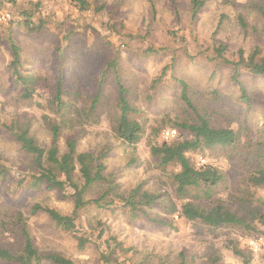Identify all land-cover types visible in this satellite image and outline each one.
I'll return each mask as SVG.
<instances>
[{"label":"rangeland","instance_id":"374dc122","mask_svg":"<svg viewBox=\"0 0 264 264\" xmlns=\"http://www.w3.org/2000/svg\"><path fill=\"white\" fill-rule=\"evenodd\" d=\"M85 1L86 8L80 0H0L1 11L11 13L9 20L0 18V247L15 249L19 235L15 220L22 212L29 217L41 250L64 253L78 264H110L101 259L103 244L100 246L108 235L95 239L101 229L81 250L76 239L56 228L47 213L30 215V208L38 202L71 213L74 204L62 190L19 184L23 176L30 175L31 162L8 126L12 121L29 120L39 142L47 146L52 143L43 118L53 113L56 69L65 54L83 104L94 95L108 62L115 59L123 80L135 84L137 98L132 102L138 111L132 116L143 127L139 141L129 144L114 131L115 117L111 116L116 112L118 88L109 73L101 121L80 134L78 149L110 145L108 170L118 174L124 188L142 182L145 188L160 194V203L152 212L171 222L160 226L148 219L133 221L125 211L90 208L89 218L105 221L128 249H114L118 260L124 264H179L184 253L187 264H243L232 249L238 245L252 251V264H264V232L258 223L255 226L259 231L234 226L213 228L170 213L172 204L180 207L181 202L173 179L178 167L160 166L151 152L155 144L192 137L174 126L175 121L186 117L185 105L178 98L182 87L177 79L183 78L190 84L202 113L208 112L214 124L234 127L242 134L237 145L190 152L197 166L213 163L226 173L227 179L216 188L218 192L205 203L218 198L231 200L234 194H240L254 168H264V75L242 70L241 80L250 96L249 102H243L240 86L232 78L233 65L215 52L225 43V56L230 60L239 59L240 49L245 58L254 50L257 58L264 56V18L254 9L255 0H205L195 16L193 0ZM240 16L248 24L245 29ZM12 40L21 48L22 73L35 79L29 99L23 95V83L12 73ZM167 131L171 132L169 136ZM76 134V130L63 131L59 139L62 150L67 138ZM255 194L264 200L263 188ZM79 218L86 221L84 213ZM0 264L9 263L0 258Z\"/></svg>","mask_w":264,"mask_h":264},{"label":"trees","instance_id":"16d2710c","mask_svg":"<svg viewBox=\"0 0 264 264\" xmlns=\"http://www.w3.org/2000/svg\"><path fill=\"white\" fill-rule=\"evenodd\" d=\"M80 1L82 8H86L87 1ZM204 1L193 0L194 16L204 5ZM253 6L264 18V0H255ZM239 21L244 29L248 27L242 16ZM27 25L32 29L31 23ZM10 44L13 52L12 73L23 83L25 87L23 95L29 99L34 93L35 79L25 72L22 73L21 68L24 65L21 48L13 40ZM227 49L228 46L221 43L215 48L216 56L222 58L225 63L233 65L232 78L240 86L241 100L247 103L250 101V96L241 80V72L247 70L254 75H264V56L257 58V51L254 50L245 58L243 49H240L239 59L230 60L225 56ZM119 66L116 59L108 62L107 67L102 71L101 79L97 82L94 95L89 98V102L83 104L82 93L78 85L76 86L78 81L70 75L68 71L70 66L64 54V60L58 63L56 69L57 79L52 99L53 113L46 114L43 118L51 131L52 143L48 146L41 144L31 131L29 120L19 119L12 121L8 126L20 150L31 162L28 166L31 167L30 175L23 176L19 184L33 189H39L44 185L58 188L64 192L63 196L74 204L71 213H63L55 207L38 202L30 208V215L40 211L47 213L56 228L70 233L76 239L77 246L81 250L93 242L95 231L101 229L95 239L108 235L100 246L103 244L101 259L110 264H124L115 256L114 249H117V246L123 251L128 249L110 232V227L105 221L100 218L95 220L89 218L90 208L107 209L114 213L125 211L133 221L148 219L160 226L168 225L170 222L168 218L157 217L152 212L160 203V194L145 188L142 182L124 188L118 180V174L108 170L110 145L90 150L78 149L80 134L89 126L97 125L101 121L104 85L109 73L118 88L116 112L111 116V119L115 117L114 131L120 139L129 144H134L141 138L142 124L132 116L138 111L132 102L137 98L135 84L123 80ZM71 80L73 82L70 84ZM177 80L182 87L178 98L180 97L185 105L186 117L175 121L174 126L188 131L192 137L155 144L151 148L160 166L174 164L178 167L177 171L173 172V179L176 193L181 200L180 207L172 204L168 211L172 214L177 213L186 221H199L213 228L234 226L246 227L248 231H259L255 226L258 223L263 227L261 233L264 232V200L257 198L255 194L258 188L264 189V168H254L245 178V187L240 194H234L231 200L218 198L212 203H205L218 192L216 188L227 179L226 173L213 163L197 166L192 161L190 152L200 148L237 145L241 142L242 134L234 127L214 124L211 115L208 112L202 113L200 107L195 104L188 81L183 78ZM203 107L206 111L210 110L209 107ZM65 129L76 130L77 134L67 138L65 149L62 150L59 139ZM3 169L7 171L6 168ZM82 213L86 216L84 222L86 224L79 218ZM28 218L22 212L17 213L15 223L19 228V235L16 247L15 249L0 247L1 259L9 264H43L45 261L50 264H78L64 253L41 250L32 234ZM232 249L234 254L242 259L243 264H252L253 254L250 249L238 245H234ZM180 257L179 264H187L185 254L181 253ZM217 260L218 258L215 261ZM139 264L143 263L139 262Z\"/></svg>","mask_w":264,"mask_h":264},{"label":"built area","instance_id":"2783aa9c","mask_svg":"<svg viewBox=\"0 0 264 264\" xmlns=\"http://www.w3.org/2000/svg\"><path fill=\"white\" fill-rule=\"evenodd\" d=\"M8 1L17 2L18 0H8ZM0 18L2 20H9L11 18V13L10 12H5V11H1V9H0ZM170 133H171L170 131H167L166 135L169 136Z\"/></svg>","mask_w":264,"mask_h":264}]
</instances>
